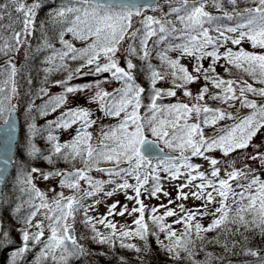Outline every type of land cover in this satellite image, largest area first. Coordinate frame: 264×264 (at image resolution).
<instances>
[{"label":"snow or ice","instance_id":"1","mask_svg":"<svg viewBox=\"0 0 264 264\" xmlns=\"http://www.w3.org/2000/svg\"><path fill=\"white\" fill-rule=\"evenodd\" d=\"M42 10L46 17L38 24ZM6 14L9 23H0V251L9 253L6 264H80L93 255L85 241L106 246L100 256L115 264H129L117 249L145 264L153 240L172 264H231L238 255L254 258L245 264H264V248L252 246L256 237L264 240V152L252 143L264 129V0H4L0 22ZM37 29L41 42L30 51ZM22 49L26 63L46 53L38 91L24 75L23 161L12 151L20 143ZM56 74L64 78L49 79ZM86 75L100 79L73 83ZM201 80L194 94L190 85ZM108 84L116 86L109 91ZM52 87L61 91L50 94ZM77 98L102 115L69 106ZM36 99L44 102L36 105ZM57 112L37 126V118ZM104 119L116 122L105 125ZM73 129L61 142L58 133ZM249 147L255 151L247 153ZM238 152L259 169L246 162L236 167L238 158H228ZM39 161L50 170L36 167ZM61 162L67 167H57ZM10 166L16 172L11 185ZM37 180L58 182L45 191ZM165 180L180 181L175 199L164 190ZM120 192L131 208L117 200L105 204L104 215L92 214L101 197ZM161 195L167 204L149 207L142 199ZM190 198L199 206H186ZM125 216H135L131 225L115 220ZM205 217H211L207 226ZM78 223L87 233H77ZM208 233L216 235L209 239ZM213 245L221 251H208Z\"/></svg>","mask_w":264,"mask_h":264},{"label":"trees","instance_id":"2","mask_svg":"<svg viewBox=\"0 0 264 264\" xmlns=\"http://www.w3.org/2000/svg\"><path fill=\"white\" fill-rule=\"evenodd\" d=\"M3 2H4V0H0V3H3ZM55 3H59V0H53V4H55ZM175 6H178V4L175 5ZM208 10L210 12H212L213 15H219V13H217L216 10L211 8V7H209ZM46 12H47V10H42L40 12V15H39V18H38V21H37L38 24H39L40 20H42V19H44L46 17ZM12 15L14 17L16 15L15 12H12ZM0 23H3L5 25H7L9 23L7 14L5 15V20L0 22ZM228 23H230V22H228ZM177 26H179V25H177ZM40 42H41L40 41V32H39V29H37V32H36L35 36L31 40L32 47H31L30 51H34L36 49L37 45L40 44ZM229 46H231V45H229ZM243 46L246 49L251 50L250 46L248 44H244ZM44 55H46V53H40L39 56H37L34 60L26 63L25 60H24V50L22 49L20 54H19V56H18V58H17V60L20 59L19 62H18L17 67H20V65H22V64L25 65L24 74L19 78V82H20V84L22 86L21 89H20L21 101H20V109H19V122H20V127H21V135H20V140H19L20 143L17 146L16 157H18L19 160H21V161L24 160V156L21 155V152H20V147L23 144L25 131H26L25 107H26V104H27V102L29 100V97L24 95V93L26 91H29V86L26 83L24 75L30 74L31 77H32L33 84L31 85V89L30 90L33 93L38 91V89L41 87V81H42L43 76H44V73L41 71L42 67H44V65H42V63H41ZM184 62L188 64L189 69L191 70V63H189L187 60H185ZM0 64H3V60H0ZM204 65H205V67H207V65H208V61L207 60L204 61ZM73 67H75V65H73ZM86 70L87 69H85V71ZM217 71L222 76H225V78H228L227 74L224 73L223 68H219L218 67ZM63 78H64V76L62 74H56L54 76H51L49 79L50 80H55V79H63ZM138 82L141 83L143 86L147 87V83H146V81H145V79L143 77H139L138 78ZM203 83L204 82L202 80L200 82L196 83V86H197V88H196L197 91L196 92H198V90L203 85ZM112 88L107 89V90L111 91ZM58 93L59 92H57V93H51L50 92V94H58ZM46 99H47V97L44 98V100H46ZM44 100L36 99L35 103H36V105H40V104H42L44 102ZM209 104L211 106H213V107L218 106L217 103L213 102V101H209ZM76 105L87 106L90 110H92L95 113V116H97V117L102 115L99 111H97L96 105L87 104L85 98L74 100L73 103L70 106L71 107H75ZM246 113H247V111L242 113V114H246ZM57 115H59V112L54 113V114H52V115H50L48 117H45V118H37V121H36L37 126L38 127L44 126L47 123L48 120L54 119ZM103 121L108 122V123H113V124L116 122L115 120H109V119H104ZM94 128H96V127H94ZM94 128L90 129V130L94 132ZM208 133H210V131H208ZM58 134L60 135L61 142H64V141L69 140L71 138V136L74 134V129L70 130L68 132H59ZM35 142H36L37 146L40 147L41 149H46L47 148V145L44 143V141L42 139L37 138ZM35 166L38 167V168H41L43 170H46V171L50 170V166L47 165L43 161L35 162ZM57 167L65 168V167H67V165H65L64 163L61 162V163H59L57 165ZM15 176H16V172L14 170H12L10 175H9V178H8L9 185H11V183L13 181V178ZM39 181H42V180H39ZM5 190L7 191V187L5 188ZM142 199H144L145 203H147L146 205H148L149 207L159 205L156 202L152 201L151 198L142 197ZM88 202L90 203L91 200H89ZM161 211H163V209H161ZM97 213H98V209H97V206H96V210L92 214L93 215H97ZM4 218H5V221L7 222V224H11V225H13V227H15V224L13 223L11 217H9L7 211L4 212ZM146 219H147V215H146ZM169 222H171L170 219H169ZM204 225L207 226L208 224H204ZM76 227H77V233L78 234L87 233V230L84 229L83 226L80 225L79 223L76 225ZM150 227H151V225H150ZM176 227L180 228L179 225H177ZM101 231L102 232H106V230L103 229V228H101ZM12 235L15 238L16 243L19 244L20 243L19 235L15 231H13ZM206 235H207V237L209 239H211L213 236L216 235V233H208ZM161 239H163V237H161ZM133 242H137V241H133ZM84 243L87 245V247L89 249L92 250L93 255L83 258V260L80 262V264H90L94 260H96L95 264H115V260H111L109 257L100 256V253L106 250V246L94 245V244H91L89 241H85ZM252 246L264 248V240L260 239L259 237H256L253 240V242H252ZM152 249H153V253L151 255V258L149 260H147L145 262V264H172V262L166 257V255L163 252L159 251V249L157 248V245H156L154 240L152 241ZM207 250L211 251L213 253H218V252L221 251L219 246H214V245L213 246H209ZM117 251H119V254L121 256H124L129 262L135 263V255L133 253H131V252L127 251V250H119V249H117ZM8 255H9L8 251H0V264H6L7 259H8ZM29 259H31V256H29ZM230 259H231V264H245L246 261H251L254 258L238 255V256H232Z\"/></svg>","mask_w":264,"mask_h":264},{"label":"rangeland","instance_id":"3","mask_svg":"<svg viewBox=\"0 0 264 264\" xmlns=\"http://www.w3.org/2000/svg\"><path fill=\"white\" fill-rule=\"evenodd\" d=\"M29 2H31V0H29ZM165 10H167V6H165ZM148 14H153V13L149 10ZM156 14H158V13H156ZM19 60H17V65H18ZM85 72H87V70ZM104 76H107V74H104ZM98 79H100V78H97V77H94V76H91V75H86V76H82L79 79L74 80L73 83L75 85H78V86L79 85H84V84H95ZM115 86H116L115 84L104 85V87H106L107 89H110V88L115 87ZM163 86L167 87L168 85H163ZM190 88H191L192 92L195 94L196 91H197L196 84L190 85ZM60 91H61V89L56 88V87H52L50 89V92L51 93H57V92H60ZM90 94L91 93H89V95ZM180 95H181V93L178 92V96H180ZM77 99H81V98H77ZM246 111H248V110L244 109V110H242V113H244ZM101 123H103L105 125L109 124L108 122H105V121H101ZM98 130H99L98 127L94 128V133L97 132ZM208 131H210L209 134H211V130L210 129L209 130H206V132H208ZM252 143L253 144H260L261 145V148L259 149V151L264 152V129H261V131L257 134V136L254 138V140H253ZM246 151H247V153H253L255 151V149L252 148V147H249ZM213 155H215L216 157H219L220 156V153L217 152V153H214ZM233 158H238L237 159V162H236V167H241L242 164L244 162H246V163L250 164L252 167L259 169V164L256 161H251V160L244 161L243 160V153L242 152L235 153V154H233L232 157H229L228 159H229V161H231ZM194 162L195 163H203L202 161H200L198 159H195ZM207 167H208V165L207 164H204V168H207ZM93 175L97 176L98 178H102V179L103 178H106V177L100 176L97 173H93ZM222 175H223V173H222ZM262 178H264V173H262ZM57 182H58L57 180H49L47 182H45L43 180L42 181H39V180L36 181L37 185L42 190H45V191H47V189L50 186L51 187H56ZM178 183H180V181H171V182H169L167 180L163 181L164 190L167 191V192H169L170 198H172V199H175V196H176V185ZM111 187H112L111 185H108L106 187V190H110ZM57 190L59 191V189H57ZM64 191H65V194H69L66 189ZM185 191H188V189H185ZM129 194H131V193H129ZM52 195H53L52 193H49V197L50 198H51ZM101 199L103 200V202L101 204L97 205V209H98V213L97 214L98 215H101V216L104 215L106 213V211H107V209L105 207V204H111V203H113V202H115L117 200L120 202L121 205L128 204L129 208H131L133 206V202L127 201L125 199L124 194L122 192L117 193L116 195H114L113 197H111L109 199L104 200L102 197H101ZM152 201L156 202L157 204H160L161 202L167 204L168 203V198H166V197H164V196L161 195L159 200L152 199ZM184 203L188 207H198L199 204H200L199 201H194L191 198L188 201H185ZM145 204H147V203H145ZM173 207H175V205H173ZM133 219H135V216H132V217H128V216H125V217H115V220L118 221L119 223L128 224V225H130L132 223ZM169 219L172 220L174 218H169ZM210 221H211V217H205L201 222L203 224H208ZM95 262H96V260H94L90 264H95ZM129 264H135V263L129 262Z\"/></svg>","mask_w":264,"mask_h":264},{"label":"water","instance_id":"4","mask_svg":"<svg viewBox=\"0 0 264 264\" xmlns=\"http://www.w3.org/2000/svg\"><path fill=\"white\" fill-rule=\"evenodd\" d=\"M19 131H20V129H19V122H17V133H16V139H17V140H18V138H19ZM16 145H17V144H15V143H14V145H13V150H12V151H13V155H15ZM11 168H12V167L10 166V170H11Z\"/></svg>","mask_w":264,"mask_h":264}]
</instances>
